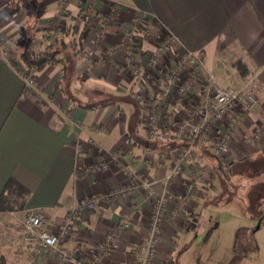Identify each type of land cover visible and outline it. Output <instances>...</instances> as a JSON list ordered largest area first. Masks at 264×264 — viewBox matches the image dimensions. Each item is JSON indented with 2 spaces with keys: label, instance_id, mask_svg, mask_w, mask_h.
Wrapping results in <instances>:
<instances>
[{
  "label": "crops",
  "instance_id": "0c3cea01",
  "mask_svg": "<svg viewBox=\"0 0 264 264\" xmlns=\"http://www.w3.org/2000/svg\"><path fill=\"white\" fill-rule=\"evenodd\" d=\"M85 14L82 0H0V195L10 180L29 192L23 210L0 212V221H7L0 227V259L6 264H52L49 255L33 252L11 221L21 223L28 212L41 211L44 229L55 233L71 205L90 196L103 198L125 185L123 168L149 188L119 200H100L82 215L61 248L89 259L95 245L116 229L121 213L139 205L141 214L131 216L128 229L118 232L101 263L127 264L129 256L136 260L154 199L190 183L189 165L179 157L187 139L175 134L150 138L144 104L135 99L141 91L155 100L162 95L160 86L149 87L145 79L150 54L160 41L174 40L169 56L160 59L166 69L171 57L193 52L203 58V76L212 75L217 84L241 88L253 79L264 87V0H94ZM47 46L58 51L60 63L41 71L23 66V52ZM236 61L246 65V78L239 76ZM195 88L199 90L197 84ZM30 89L37 97L26 95ZM255 93L257 106L230 142L227 176L208 144L195 145L192 158L202 183L176 214L175 204L169 205L154 264H198L199 257L220 251L216 243L210 250L201 246L213 223L208 214L212 206L206 205L211 194L246 188L250 201L253 188L256 194L264 191V134L248 142L254 121L264 123V93L257 88ZM168 96V103L156 109L158 130L185 119L186 104L173 89ZM114 152L118 160L111 159ZM103 164L105 170L93 169ZM177 166L180 174L172 176ZM193 218L200 222L196 228ZM262 219L263 214L254 221ZM242 235L250 239L247 247L252 243V234L240 227L223 250L225 264H244Z\"/></svg>",
  "mask_w": 264,
  "mask_h": 264
},
{
  "label": "built area",
  "instance_id": "2783aa9c",
  "mask_svg": "<svg viewBox=\"0 0 264 264\" xmlns=\"http://www.w3.org/2000/svg\"><path fill=\"white\" fill-rule=\"evenodd\" d=\"M82 3L85 5L86 14H90V5L93 2L82 0ZM173 44V38L160 41L149 58V74L148 77H145L146 85L149 87L160 86L163 89L160 99L155 100L149 91L136 93L135 99L144 104V124L150 138L163 139L175 134L177 137L187 139L185 146L179 151V157L189 165L192 178L190 183L184 185L177 193L166 194L154 199L150 218L141 237L135 264H154L157 248L161 241L160 227L167 218L169 205L175 204L176 208L173 213L176 214L179 207L196 193L197 186L202 183L201 173L192 158L195 145L198 143L208 144L220 170L227 176L228 153L234 133L240 123L251 114L253 108L258 104L256 88L264 93V87L258 88L253 79L246 82L241 88H234L217 84L210 74L203 76L205 65L203 58L198 53H179L170 58L169 67L166 69L160 63V59L164 55L169 56ZM135 55L137 56V53ZM138 55L140 56V53ZM28 84L34 85V82L30 79ZM196 84L199 86V90L195 88ZM170 89H173L174 95L179 101L186 104L185 119L177 124L172 123L173 125L167 121L169 123L158 130L156 109L161 102L168 103ZM263 134L264 123L254 121L252 137L248 139V142L259 141ZM90 143L93 142L90 140ZM118 155L119 153L114 152L111 154V159L118 160ZM119 167L123 168L120 164ZM106 168L107 165L103 164L95 165L93 169L99 171ZM123 174L127 182L117 191L107 194L103 198L97 196L83 198L71 205L67 209L62 227L55 233L44 229L46 218L43 212H28L20 223L25 243L32 247L35 254L49 255L52 264H101L116 244L118 232L128 229L132 215L141 214L142 209L139 205L131 206L129 211L121 213L116 229L95 245L93 256L89 259L75 257L61 248V245L71 239L82 215L93 211L100 200H119L130 196L134 191L149 188V184L132 171L123 168ZM179 174L180 167L177 166L172 171V176ZM15 238L14 236L13 241Z\"/></svg>",
  "mask_w": 264,
  "mask_h": 264
},
{
  "label": "rangeland",
  "instance_id": "374dc122",
  "mask_svg": "<svg viewBox=\"0 0 264 264\" xmlns=\"http://www.w3.org/2000/svg\"><path fill=\"white\" fill-rule=\"evenodd\" d=\"M89 1L94 2V0ZM82 5L85 8L83 3ZM31 7L33 8L32 12H38L37 4ZM220 175L221 174H219V177L221 179ZM248 192L246 188H239L238 191L234 189V191H230L227 195L219 192L211 194L210 203L206 205L212 206L208 214L210 217L209 219H212L213 223L202 239L201 246L205 247L207 245L206 247L210 250V246L216 243L221 247H219L220 251L216 253H209L199 257L198 264H225L228 258L223 255V250L232 244L233 238L235 239L237 236L240 227L244 229L246 234H252V243H250L249 247H247V242H249L250 239L245 238L243 235V237L241 236L240 238V245L247 247L244 248L246 254L244 264H264V191H260V193H257L259 195H257L256 189L253 188L251 192L256 195L254 194L250 201L247 197ZM261 214H263L261 223L259 221H254V218L261 216ZM204 221H207L208 224V219ZM6 223L7 221L5 220L0 221V227L1 225L4 227ZM15 223L18 226V230L21 231L20 222L16 220L11 221V224L14 225ZM191 225L196 228L200 225V222L196 218H193L191 220ZM258 226L259 228L256 230ZM10 242L12 244L13 240L11 239ZM216 249L217 247L214 248V251ZM231 262L232 260L229 261V263Z\"/></svg>",
  "mask_w": 264,
  "mask_h": 264
},
{
  "label": "trees",
  "instance_id": "16d2710c",
  "mask_svg": "<svg viewBox=\"0 0 264 264\" xmlns=\"http://www.w3.org/2000/svg\"><path fill=\"white\" fill-rule=\"evenodd\" d=\"M15 13V9H12V14ZM139 20H143L142 15H138ZM63 41H61L62 43ZM54 46H47L43 50L32 53L31 51H25L21 54L20 60L28 69H33L35 71H41L44 67L48 65L58 64L61 61L57 59L58 51L53 50ZM235 67L238 71V74L241 78H246L248 75V69L244 63L241 61H236ZM29 91V92H28ZM26 95L30 98L37 97L30 90H25ZM24 92V94H25ZM29 196V192L24 189L21 185L10 180L6 183L2 194L0 195V212H9V211H21L24 209L26 200ZM135 259L132 256L128 257L127 264H134ZM0 264H6V262L0 259Z\"/></svg>",
  "mask_w": 264,
  "mask_h": 264
},
{
  "label": "water",
  "instance_id": "95a60500",
  "mask_svg": "<svg viewBox=\"0 0 264 264\" xmlns=\"http://www.w3.org/2000/svg\"><path fill=\"white\" fill-rule=\"evenodd\" d=\"M259 226L256 228V230H258Z\"/></svg>",
  "mask_w": 264,
  "mask_h": 264
}]
</instances>
